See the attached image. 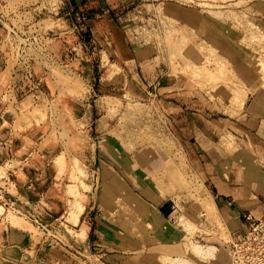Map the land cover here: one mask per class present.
<instances>
[{
    "label": "rangeland",
    "instance_id": "obj_1",
    "mask_svg": "<svg viewBox=\"0 0 264 264\" xmlns=\"http://www.w3.org/2000/svg\"><path fill=\"white\" fill-rule=\"evenodd\" d=\"M0 15L5 27L0 112L9 114L2 131L18 145L11 160L0 165L2 247L18 259L14 249L25 243L71 245L79 253L68 250L77 255L70 264H105L82 248L88 225L83 233L85 224L78 220L87 209L92 180L98 219L109 229L105 243H127V251L141 250L136 243L167 241L152 235L142 214L146 202L159 195L179 198L186 261L165 255L160 264H205L210 255L204 251L213 247L200 245L199 255L192 242L205 243L217 233L220 241L233 243L246 234L238 232L231 240L215 208L205 209L212 200L204 194L201 174L178 150L161 107L126 88L101 84L98 69L110 67L105 53L110 39L89 43L77 22L95 15L114 20L143 63L160 68L163 77L191 79L210 97L220 86L223 112L245 122L249 91L256 95L257 112L264 114V0H0ZM223 62L233 67L224 76ZM92 112L100 117L97 149L86 131ZM257 121L264 125V117ZM232 135L225 132L221 141L231 143ZM260 138L263 142L264 134ZM254 221L263 223L264 217ZM32 249L25 253L33 255ZM16 259L6 264H23Z\"/></svg>",
    "mask_w": 264,
    "mask_h": 264
},
{
    "label": "crops",
    "instance_id": "obj_2",
    "mask_svg": "<svg viewBox=\"0 0 264 264\" xmlns=\"http://www.w3.org/2000/svg\"><path fill=\"white\" fill-rule=\"evenodd\" d=\"M99 17L100 15H95V19L77 22L78 31L81 30L84 39L89 43H96V40L106 42L110 39L106 42L108 47L106 46L105 50L110 69L99 67V81L106 87L126 88L129 93L139 98H150L161 107L167 119V129L177 142L178 150L183 153L189 166L201 174L204 194L211 198L217 216L226 225L233 240L236 233L244 232L248 228L249 219L264 217V140L260 141V136L264 134V125L257 121L259 118L261 120L264 114L257 112L256 95L251 91L247 92L244 100L246 121L241 122L235 116L223 112V88L217 86L216 90H211L213 97H210L207 91L185 76L163 77L160 68L143 63L136 54H132L127 38L122 33L118 34L120 28L114 20L105 17L104 20H97ZM4 32L5 27L0 22V38ZM119 72H123L122 76ZM4 76L0 75L2 86L5 84ZM256 114L258 118H255ZM93 115L92 112L91 118H88L86 131L97 149L99 145H96L94 139L101 133L98 125L100 117ZM6 117L8 118L9 114L7 116L6 112H0V165L11 160L10 157L18 150V145L12 143L8 134L2 131ZM225 132L233 134L231 143L225 144L221 141ZM95 161L93 159V162ZM90 186L87 209L79 215V220L77 219L80 224L86 222L88 225L85 244L81 245L84 251L89 250L91 254L93 252L102 258L105 264H160L159 257L165 255L170 257V260L186 261L185 230L178 223L182 213L179 198L166 194L146 202L148 206L142 215H145V221L151 223L152 235L163 239L162 241L167 239L168 242L136 243L142 249L134 252L124 250L127 243H105L109 229L103 227L98 219V211L95 210L96 181L92 180ZM21 189L24 193V188ZM5 196L8 199H16L11 194ZM149 196L152 198L153 195ZM101 203L102 201L97 206H101ZM178 212L179 215H176ZM215 236L210 238L212 240L207 239L205 243L192 242V245L213 247L212 255L208 256L205 264H229L227 255L232 243L220 241L217 233ZM29 244L15 247L14 250L18 254L16 259L11 250L2 247L0 243V264H6L9 259H16L23 264H70V259L75 260L77 255L71 256L68 250L79 253L71 245L53 247V243H37L35 246ZM29 248L34 249L33 255L25 253Z\"/></svg>",
    "mask_w": 264,
    "mask_h": 264
},
{
    "label": "built area",
    "instance_id": "obj_3",
    "mask_svg": "<svg viewBox=\"0 0 264 264\" xmlns=\"http://www.w3.org/2000/svg\"><path fill=\"white\" fill-rule=\"evenodd\" d=\"M2 19L0 15V22L3 21ZM249 220L250 230L246 229L244 231L246 234L239 235L231 244L229 264H264V222ZM251 238L253 241L258 238L261 243H251Z\"/></svg>",
    "mask_w": 264,
    "mask_h": 264
},
{
    "label": "bare ground",
    "instance_id": "obj_4",
    "mask_svg": "<svg viewBox=\"0 0 264 264\" xmlns=\"http://www.w3.org/2000/svg\"><path fill=\"white\" fill-rule=\"evenodd\" d=\"M207 5H208V4H207ZM220 6H221V5H220ZM209 7H210V6H209ZM209 13H210V12H209ZM219 13H220V12H219ZM214 16H215V15H214ZM174 23H175V22H174ZM173 31H175V30H173ZM177 32H178V31H177ZM177 32H176V33H177ZM183 33H184V32H183ZM177 39H178V38H177ZM182 39H184V37H183ZM187 40H188V39H187ZM187 40H186V41H187ZM183 42H184V41H183ZM189 43H190V42H189ZM196 44H198V43H196ZM184 45H185V44H184ZM203 47H204V46H203ZM207 49L209 50V47H208ZM210 49H211V48H210ZM205 50H206V49H205ZM209 51H210V50H209ZM212 51H214V50H212ZM212 53H213V52H212ZM214 53H215V52H214ZM207 62H208V61H207ZM214 62H215V61H214ZM214 62H213V61L211 62L212 65L215 64ZM216 62H217V61H216ZM220 62H221V61H220ZM209 63H210V62H209ZM223 63H224V67H227V66H228V65H226V64H228V63H226V64H225V62H223ZM223 63H222V64L220 63V66L223 65ZM215 65H216V64H215ZM218 65H219V64H218ZM225 65H226V66H225ZM213 67H214V68H213ZM213 67H212L213 70H214L215 68H217V66H213ZM222 67H223V66H222ZM222 67H221V68H222ZM224 67H223V68H224ZM221 68L218 67V69H219V70L217 71L218 73H220V71L223 69V68H222V69H221ZM232 68H233V67H232ZM232 68H229V69H232ZM220 69H221V70H220ZM229 69H228V67H227V69H225V68L223 69L224 72L221 71L222 74L224 73L223 76L227 74V73L225 74V72H227V71H225V70H229ZM215 70H216V69H215ZM215 70H214V71H215ZM230 71H231V70H230ZM220 74H221V73H220ZM229 74H230V73H229ZM234 77H235V75H234ZM262 77H263V76H262ZM228 78H229V77H228ZM227 80H228V79H227ZM227 80H226V81H227ZM238 80H239V79H238ZM229 82H230V81H229ZM240 83H241V82H240ZM237 84H238V83H236V85H237ZM238 86H240V85H238ZM242 91H243V90H242ZM232 92H233V91H232ZM237 92H238V91H237ZM237 92H236V93H237ZM238 93H239V92H238ZM240 94H241V91H240ZM238 95H239V94H238ZM245 95H246V93H245ZM243 96H244V95H242V98H243ZM240 97H241V96H240ZM242 98H241V99H242ZM241 99H240V101H241ZM241 102H243V99H242ZM200 194H201V193H200ZM205 205H206V207H205L206 210H211V208L214 209V206H213V203H212V202H207V204H205ZM210 205H211V206H210ZM207 206H210V207H207ZM182 218H183V217H182ZM183 223H184V222H183ZM84 224H85V222H84ZM86 224H87V223H86ZM86 224L82 227V231L85 230V228H86V227H85ZM186 224H187V223H186ZM81 225H82V224H81ZM183 225L185 226V224H183ZM84 227H85V228H84ZM186 227H187V226H186ZM186 227H185V228H186ZM80 228H81V227H80ZM83 228H84V229H83ZM192 228H193V227H192ZM86 229H87V228H86ZM188 230H189V229H188ZM79 231H80V230H79ZM81 233H82V232H81ZM83 233H84V231H83ZM86 233H87V232H86ZM77 236H78V235H77ZM194 243H195V242H194ZM196 243H197V242H196ZM193 246H195V247L193 248V250L196 249V250L198 251V252H196V250H195V253H199V255H200V253H203V251H204V246H203V249H202V248L199 249V245H197L198 247H196V244L193 245ZM206 246H207V245H206ZM206 246H205V247H206ZM200 247H202V246H200ZM207 247H208V246H207ZM210 247H211V246H210ZM206 249H207V248H206ZM191 250H192V249H191ZM210 250H211V249H210ZM210 250H208V249L205 250V251H204V254L212 255V250H211V251H210ZM205 256H206V255H205ZM200 257H203V256H200ZM181 262L184 263V260H181Z\"/></svg>",
    "mask_w": 264,
    "mask_h": 264
}]
</instances>
